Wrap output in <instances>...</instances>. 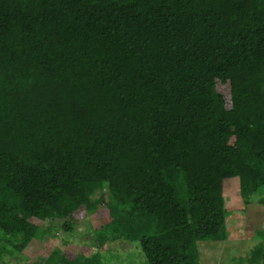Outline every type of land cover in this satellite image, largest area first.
<instances>
[{"label": "trees", "instance_id": "trees-1", "mask_svg": "<svg viewBox=\"0 0 264 264\" xmlns=\"http://www.w3.org/2000/svg\"><path fill=\"white\" fill-rule=\"evenodd\" d=\"M252 195L264 206V0H0V264L82 222L147 264H200ZM247 219L245 262L264 264Z\"/></svg>", "mask_w": 264, "mask_h": 264}, {"label": "rangeland", "instance_id": "rangeland-1", "mask_svg": "<svg viewBox=\"0 0 264 264\" xmlns=\"http://www.w3.org/2000/svg\"><path fill=\"white\" fill-rule=\"evenodd\" d=\"M238 187L235 179H227L223 186V196L225 199V207L229 208L231 205H240L241 199L238 195ZM256 196V195H255ZM255 196H251V205H249L250 211L243 218L249 221V225L256 226L257 229L264 227V206H258L255 200ZM237 213V212H236ZM234 213V215L236 214ZM95 214L90 216V220L93 221ZM235 222V230L230 231L232 239L226 241L222 245L218 246V249L223 248L219 253V257H214L207 253L202 248L203 244L199 246L200 251V264H248L245 262V255L249 253L253 247L256 246L258 240L253 239H240L239 233L242 234L244 226L242 222L244 219ZM89 221V222H91ZM88 222H82L77 224L73 229L68 232L54 231L51 234L39 233L38 238L31 242L27 249H24L25 258H8L7 264H38L46 258L53 249H59L66 254L69 259L76 257H90L93 253L99 251L102 264H147L146 259L142 255L139 245L136 243L129 244L124 242L123 247L115 245V242L102 243L100 247L97 241L91 236L85 234L86 226ZM233 228V229H234ZM255 237V236H254ZM242 238V237H241ZM207 243V242H206ZM209 255V256H207ZM233 258V260H231Z\"/></svg>", "mask_w": 264, "mask_h": 264}]
</instances>
